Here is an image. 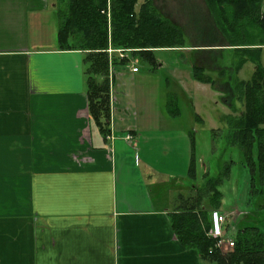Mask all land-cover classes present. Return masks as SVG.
<instances>
[{"label": "crops", "instance_id": "0c3cea01", "mask_svg": "<svg viewBox=\"0 0 264 264\" xmlns=\"http://www.w3.org/2000/svg\"><path fill=\"white\" fill-rule=\"evenodd\" d=\"M58 28L57 0H0V264H214L175 231L198 181L180 112L159 111L162 81L114 64L102 128L85 52L61 49Z\"/></svg>", "mask_w": 264, "mask_h": 264}, {"label": "trees", "instance_id": "16d2710c", "mask_svg": "<svg viewBox=\"0 0 264 264\" xmlns=\"http://www.w3.org/2000/svg\"><path fill=\"white\" fill-rule=\"evenodd\" d=\"M139 2L110 0L111 42L114 46L144 49L134 54L157 66L152 55L155 50L192 47L187 45L183 28L166 17L153 0H144L137 7ZM205 2L224 42L228 43L223 45L231 50H225L228 53L219 58L220 78L206 74V66L201 68L196 62L192 66V76L213 88L219 82L229 81L235 100L241 103V106L234 102L228 104L233 113L225 116L228 126L226 140L227 145L238 146L245 153L246 164L251 170L249 196L257 203L256 210L253 209L250 215L258 214L264 210V65L263 49L259 47L264 45V0ZM108 3L109 0L57 1L59 47L85 52L89 110L93 119L105 129L110 113V79L108 55L102 50L109 45L108 19L103 12ZM252 45H257V49H250ZM198 49H192L195 50L193 53L200 52ZM126 62L115 58L114 64ZM247 62L254 64L253 73L251 77L241 79L238 72ZM228 67H233L234 75L229 80L222 79L228 74ZM191 158L188 176L197 180L193 140ZM226 175L220 173L209 177L205 173L201 182L193 187V192L182 197L175 216V231L183 245L195 249L204 261L214 264H264V229L248 223L250 215L244 214L239 220L235 245L228 250L217 248L215 239L209 235L212 212L219 210L223 202L224 194L220 186Z\"/></svg>", "mask_w": 264, "mask_h": 264}, {"label": "rangeland", "instance_id": "374dc122", "mask_svg": "<svg viewBox=\"0 0 264 264\" xmlns=\"http://www.w3.org/2000/svg\"><path fill=\"white\" fill-rule=\"evenodd\" d=\"M143 1L140 0L137 7ZM163 2L165 4L157 3L158 5L155 6L165 13L170 10L173 16L177 18V22L182 27H185L187 33L190 35L187 45L191 42L193 46L198 47L200 50L198 48H183V50L177 51L171 49L155 50L152 55H154L156 62L158 61L157 58L161 62H164L162 67L151 65L147 59L141 60V55L134 54V52L144 49L130 48L134 49L131 56L136 57L137 63H140L141 66H150L149 69L152 68V72H150L152 74L151 77L162 81L161 94H163L164 100L162 104L160 102L159 111L167 115L173 114L176 111L180 112L184 127L181 129L183 136L185 137V132H187L188 140L194 138L191 141L193 140L194 144L195 167L197 170V180L195 181L200 183L205 173L209 177H215L220 173H227V177L220 186L224 194L223 202L221 208L217 211L233 213L227 219L226 226L229 227L228 238L234 240L239 231V220L243 218L244 214L250 215L252 210L255 209V205H257L249 196L251 170L246 164L245 153L238 146L227 145L226 140L228 126L225 116L233 113L228 104L234 102L235 105L241 106V103L235 100V93L229 81L219 82L213 88L212 85L197 81L192 76V66L196 62L201 68L206 66L204 70L206 74L217 79L220 78L218 73V69L221 67L219 65V58L224 57L228 53H225V50L229 51L231 49H228L229 46L227 48V46L223 45L228 43L224 42L223 36L215 27L212 15H210L211 13H209L210 11L207 9L204 1L180 0L177 5L178 7L168 5V0H164ZM103 12L108 19L109 45L102 51L108 55L111 106V75L118 70V67L110 64L109 53L107 51L110 46L117 47L111 42L110 0L107 9L103 10ZM255 32H258V28H255ZM250 47V49H257L258 46L252 45ZM259 47L263 49L262 63L264 65V45ZM192 49H198L197 51L200 52L195 54L193 53L195 50ZM180 51H183L184 54L182 55ZM226 62L229 63V60H226ZM253 70L254 64L247 62L238 72V76L241 79H247L251 77ZM227 71L228 74L224 76L225 78L222 77V79L229 80L232 78V74L234 75L233 67H228ZM167 78L168 80H166ZM170 88L171 92H173L172 96L169 95ZM118 97L120 96L118 95ZM155 110L157 109L155 108ZM192 111H196L197 113H193L194 118L191 124ZM226 167L229 168L226 169ZM245 219L247 220L248 218ZM248 221V223L260 225L264 229V210H260L258 214L250 215Z\"/></svg>", "mask_w": 264, "mask_h": 264}, {"label": "built area", "instance_id": "2783aa9c", "mask_svg": "<svg viewBox=\"0 0 264 264\" xmlns=\"http://www.w3.org/2000/svg\"><path fill=\"white\" fill-rule=\"evenodd\" d=\"M107 51L109 53L110 64H114L115 58H118V60H126V67H130L131 71H138V67L132 66V64L138 62L136 57L131 56L134 49L110 46ZM231 214L233 213L226 211L220 212L215 210L212 212V225L209 235L215 239V246L221 250L230 249L235 245L234 240L228 238V226H226L227 219Z\"/></svg>", "mask_w": 264, "mask_h": 264}]
</instances>
